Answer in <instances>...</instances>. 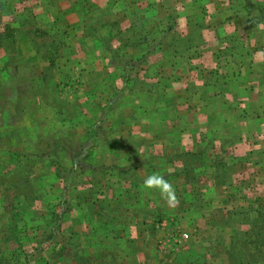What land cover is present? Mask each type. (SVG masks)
Here are the masks:
<instances>
[{
    "label": "rangeland",
    "instance_id": "374dc122",
    "mask_svg": "<svg viewBox=\"0 0 264 264\" xmlns=\"http://www.w3.org/2000/svg\"><path fill=\"white\" fill-rule=\"evenodd\" d=\"M73 3L0 0V264H264V240L255 244L262 245L260 252L255 239L251 245L245 241V234L257 226L264 233V166L256 172L252 168L258 165H242L249 150L238 140L241 108H236L235 92L222 95L226 105L220 108L219 94L201 90L206 83L218 87L224 82L230 90L246 87L251 81L246 72L262 75L264 67L248 57L240 77L234 66L220 68L224 65L210 57L203 61L198 50L194 59L190 50L185 53L188 39L195 40L196 49L205 48L207 41L216 43V58L234 52L232 35L218 38V32H209V40L205 37L212 7L220 8L223 20H233L235 9L253 10L254 26L248 31L264 34V0ZM179 14L194 27L180 29ZM90 24L121 29L136 24L131 43L140 32L152 44L168 42L147 57L151 63H128L129 57L121 60L107 53L121 46L117 38L113 46L102 48L89 42L92 53L79 48L77 41L86 36L84 28ZM6 25L18 33L11 34ZM54 40L76 43V53L70 60L57 59L48 72L50 64L39 60L37 51H45ZM128 54L137 56L140 50L127 45L118 55ZM120 62L128 70L132 64L139 80L131 95L126 90L114 115L110 113L103 124L101 114L94 130H87L85 123L93 117L89 108L100 100L105 105L112 92L124 93V81L116 71ZM6 65L9 69L2 71ZM21 77L24 83L19 85ZM202 103H209L208 114ZM121 117L124 124L114 136L97 131L99 124L108 128L112 119ZM51 123L62 127L54 126L51 133ZM28 128L41 136L38 154L24 155L28 148L23 132ZM254 129L240 131L252 135ZM256 157L264 161V149ZM154 172L174 187L177 204L169 205L158 189L144 186V178ZM63 205L72 209L66 208L68 220L79 216L84 222L64 221L57 234H50L55 225L46 220ZM68 225L79 234V240L69 244ZM233 236L239 248L231 256L226 250H231L228 237ZM203 240L207 254L199 252Z\"/></svg>",
    "mask_w": 264,
    "mask_h": 264
},
{
    "label": "crops",
    "instance_id": "0c3cea01",
    "mask_svg": "<svg viewBox=\"0 0 264 264\" xmlns=\"http://www.w3.org/2000/svg\"><path fill=\"white\" fill-rule=\"evenodd\" d=\"M217 3V2H214ZM218 4V3H217ZM213 11L210 13L211 15L208 16V22L206 25L207 29L204 31L205 37L207 40H209L208 33H213L215 34L218 32L220 35L218 38H223L228 36L227 34H230L233 36V45H230L231 48L234 50L232 52L231 56L230 55H222L223 59H221V56L216 58L214 54L217 52V49L214 48L217 46L216 43L212 42H206V47L198 48L196 49L195 46L190 49L192 52L191 59L196 58L197 53L200 54V58L203 59V61L206 58H214V62L218 63V66L224 65V67L220 68H229V67H236L237 68V73L240 74V77L243 75V62L246 58H250V61L256 64V66H261L264 67V34L260 35H254L253 33H250L248 30L253 29L252 27L254 24L251 22L252 19V14L255 13L253 10H248L243 8H238L235 9V16L233 17V20H223L222 18L219 17V11L220 8L218 7H212ZM183 14H179L176 18L180 22V29L184 28L186 29H192V25L195 23L187 21V19L184 17ZM219 17V18H218ZM251 18V19H250ZM192 26V27H191ZM123 29H134L137 30L136 24H132L130 26H123ZM230 29L228 32L227 30ZM226 30V31H224ZM232 42V41H231ZM209 43V44H208ZM204 45V46H205ZM213 46V47H212ZM245 50L244 53L242 52V49ZM198 50V52H196ZM195 56V57H193ZM193 57V58H192ZM146 62L151 63V61L146 59ZM197 61L195 60L193 63H196ZM148 65V64H147ZM147 70V69H146ZM135 73V72H134ZM247 77L251 78V81L249 82L247 80L246 87H234V89L231 88L227 89L225 85H223L219 90H212L213 95H218V97H221V102H220V108H224L226 105V98H223L222 95L226 94H231L235 92V101H236V108L240 107L241 108V116L237 117V124L240 127V130H243L245 127H256L254 129L252 135H243L241 131L239 130L240 134V139L239 144L242 143L243 147L247 149L248 154L245 152L243 155L247 156L246 158H242V165L247 166L250 162L253 163V165L257 166L258 168H252L253 171L259 172V166L263 168L264 166V161L261 159V161H258V158L256 156H261L262 155V149H264V73L260 75V73L256 74L254 73L253 70L247 71L246 72ZM138 75V72L135 73V76ZM227 77V75H224ZM224 78V77H222ZM247 78V79H248ZM119 79V78H118ZM114 82V81H113ZM188 82V81H187ZM134 86V85H133ZM188 87V85H186ZM205 86V85H204ZM203 90L206 91L205 93H210L208 92L209 90L212 89V86H207ZM130 89V90H129ZM128 90L129 95L132 93L133 87L129 88ZM150 90L149 88H145ZM229 90V91H226ZM242 91L246 93L245 97H242V95L239 96V94H242ZM126 92V91H125ZM123 93V96L125 94ZM184 92L188 93L187 89L184 90ZM113 93V92H112ZM109 94L108 98L106 99V104L103 105V101L100 100L99 104H96V114H98L96 119H99V115L102 114V110H106L111 106L114 100H112L113 94ZM154 94V93H153ZM156 96H154V102H157ZM203 108L205 109L206 103H202ZM102 112V113H101ZM114 115V114H113ZM99 117V118H98ZM114 120L117 119H112V123ZM226 115L221 113L220 114V121H224L223 125H226ZM96 122V120H95ZM111 126V125H110ZM121 125H118V129L120 130ZM225 127V126H224ZM122 128V127H121ZM262 134H261V133ZM131 134V133H129ZM261 150V151H260ZM255 156V157H253ZM255 158V159H254ZM263 161V162H262ZM69 222L73 223H81L84 222V220H81V217L77 216L74 217L72 216L71 220H68ZM67 223V222H66ZM87 225V224H86ZM69 227V228H68ZM68 230H71L72 228L71 225L67 226ZM94 233L92 232V235ZM92 238V236H90ZM228 240L231 243H234L229 237ZM230 242L227 243L226 248L229 247ZM92 244V243H91ZM205 241L203 240L202 243L199 244V252L204 251L203 254H207V252L204 249ZM234 245H236L234 243ZM230 248V247H229ZM230 250V249H229ZM226 253L229 255L230 252L226 250ZM228 258V257H227ZM203 261L205 262V257L203 255Z\"/></svg>",
    "mask_w": 264,
    "mask_h": 264
},
{
    "label": "trees",
    "instance_id": "16d2710c",
    "mask_svg": "<svg viewBox=\"0 0 264 264\" xmlns=\"http://www.w3.org/2000/svg\"><path fill=\"white\" fill-rule=\"evenodd\" d=\"M49 1H51V0H49ZM72 1H74V3H75V0H72ZM73 4H72V7H73ZM51 14L54 15L53 13H51ZM6 28H8V30H10L11 34L18 33V31L16 29H10V25H6ZM84 30L86 31V33H85L86 36L80 37V39H78V41H77V44H78L79 48L82 51L86 49V50H88V51H90L92 53V50H91L92 49V46H91L92 44L94 46H96V47L100 46L101 48L105 47V46H108L109 44L113 46L114 45L113 41L115 40V38H117L119 40L118 44L121 45V46L118 49H108L109 51H107V53L109 55H111V57H117V58L122 57L121 60H124L125 58L129 57L130 59H129L128 63L133 61V62H138V65H142V64L148 63V62H146L147 57L151 53H155L156 48L161 47L163 49V46L165 47L166 43L168 42V40H166V39H164V40H166L165 42L164 41L162 42L161 40H159V41L157 40V43L154 42L153 43L154 45H153L152 42L149 39H147V36L146 35H144V36L141 35V32H140V36L131 43L129 35L130 34H132V35L136 34V30H134V29H126L125 30V29H121L119 27L116 28L115 26L109 25V24H104L101 28H97L96 26L93 28V26L90 24L88 27H85ZM169 32H172V29H169ZM40 33L42 35H47V33L45 31H42V32L40 31ZM188 40L189 41L187 42V45L185 47L186 48L185 49V53L187 52V50H190L193 46H195V44H194L195 40L194 39H188ZM13 41H15V43H16V41H18V40H13ZM53 42L54 43L49 45V47L45 51H43V50L41 52L37 51L39 60H43L44 62H48L50 64L46 68V71H48V72L51 71V69H53L55 67L57 59H63L65 57V58H67V60H70L71 57L74 56V54L76 53V47H75L76 43L73 44V43H69L67 41H63L62 42V40H54ZM89 42L91 43V45L89 44ZM57 44L61 48H56L55 49L54 47ZM127 45L133 46L134 49L136 47H138V50H140V54L137 55V56L133 55V54L132 55L131 54L130 55L129 54L128 55H118L119 53L122 52V49L127 47ZM201 45L204 46V43L201 44ZM168 47H169V44H168ZM37 49L39 51L41 50V48H37ZM147 50H149L148 53H145V52H147ZM173 51L175 53V56L178 57L179 55L176 53L175 49ZM121 65H122V62H120V64L116 67V69H117L116 71L120 72L118 74L121 76V78L124 81L123 92H125L127 89L133 87V85L135 83H137L139 79H137V76H135L132 64H131V69L132 70H128L127 67H122ZM22 66H21V69H22ZM6 68L9 69V66L6 65L2 71H6L5 70ZM13 68L14 69H19V66L15 65V66H13ZM68 73H70V72H68ZM17 81H18L19 85H22L24 83V77H21L20 79H17ZM30 82H32L34 84V86H33L34 88L38 87L36 85L34 79H31ZM224 84L225 83L222 82V84H219L218 87L213 85L212 86V90H219ZM207 86H208V84L206 83L204 88L207 87ZM40 88H44V87H40ZM146 88H149L150 90H152L151 88H155V87L147 86ZM201 90H203V87H202ZM203 92L205 93L206 91L203 90ZM119 93H122V91H120ZM112 97H113L114 101L111 104V106L109 107L108 112L106 113V112H104V110H102L103 113L101 112L102 116H103L102 117L103 121H101V122L103 124H104V122L106 120V117L108 115H110V113L113 114V112H114L113 110L115 109V107L118 105V103L121 100H123V98H125L121 94L120 95L113 94ZM155 100L158 102L157 97H156ZM206 107H205L206 109H204V110L206 111V114H208L211 111L209 109V107H210L209 103L208 104L206 103ZM89 110H90V114L93 115V117H92V119L89 120V123H85L86 126L89 125L88 127H85V128H87V130L93 131L94 128L96 127L95 120H97L96 118H97L98 114H96L97 112H96L95 107L93 109L89 108ZM100 116H101V114L99 115V117ZM123 120L124 119H122V117H121L120 120H114L112 125L109 126L108 128L107 127H103L102 124H99L97 126V128H98L97 131L100 132L102 129H104V133L105 134H107L108 136H114L115 134H117L119 132L118 125L122 124ZM51 124L49 125V127H51L50 130H52L51 133L55 130L54 129L55 127H56L57 130H59L62 127L60 125H56V124L55 125L54 124L51 125ZM123 124H124V122H123ZM65 125H67V124H65ZM23 133L25 135L24 143H26V147L28 148V151L26 153H24V155L40 153L41 150H38L37 146H38V144L41 143V142H39V141H41V136L37 135L36 129L28 128L27 131L23 132ZM93 151H94V148H92L90 150V152H93ZM42 153H43V150H42ZM90 154L92 155V153H90ZM66 208H68L70 210V212H71L72 209H71V207L69 205L68 206L63 205V207L60 208L59 211H57V212L55 210L52 211L54 213V215H52V216L50 215L51 216V217H49L50 219L46 220L47 222L49 221L50 224H54L55 225L54 230H53L54 232H50V234H54V233H56L57 230H61L60 227H61L62 223L69 219L68 214L66 213ZM13 229L15 230V227H13ZM261 229H262V227L257 226L256 230L252 229L249 233L245 234L246 239H247L245 241L248 242V243L251 242V243H249L250 245L253 244V242H254L253 240L254 239L256 240L255 243H254V247H255V250L257 252H260L262 250V248H263L262 245H259V246L255 245V244L262 243L263 240H264V233H261V231H260ZM90 233H91V231H90ZM255 234H257L258 237L255 238L254 237ZM53 237L54 236L51 235L50 238H53ZM72 239L79 240V234L72 232L71 235H70V238H68L66 240L68 242V244H69V242H73ZM91 240H93V239H91ZM232 241L236 245H234V243H233V245H231V247H230L231 250L229 252H230L231 256H234V255H237L236 254V251H237L236 248H239V246H238V244L235 241V236H233Z\"/></svg>",
    "mask_w": 264,
    "mask_h": 264
},
{
    "label": "clouds",
    "instance_id": "9594fccd",
    "mask_svg": "<svg viewBox=\"0 0 264 264\" xmlns=\"http://www.w3.org/2000/svg\"><path fill=\"white\" fill-rule=\"evenodd\" d=\"M143 184L148 189H158L169 205H175L179 202L174 187L161 173L154 172L148 175L144 178Z\"/></svg>",
    "mask_w": 264,
    "mask_h": 264
},
{
    "label": "built area",
    "instance_id": "2783aa9c",
    "mask_svg": "<svg viewBox=\"0 0 264 264\" xmlns=\"http://www.w3.org/2000/svg\"><path fill=\"white\" fill-rule=\"evenodd\" d=\"M184 237L188 238V236H187V235H184Z\"/></svg>",
    "mask_w": 264,
    "mask_h": 264
}]
</instances>
